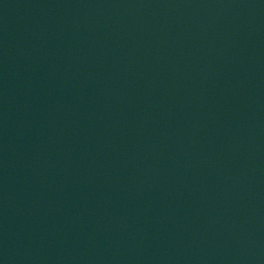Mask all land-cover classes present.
<instances>
[{
	"label": "water",
	"instance_id": "obj_1",
	"mask_svg": "<svg viewBox=\"0 0 264 264\" xmlns=\"http://www.w3.org/2000/svg\"><path fill=\"white\" fill-rule=\"evenodd\" d=\"M0 264H264V0H0Z\"/></svg>",
	"mask_w": 264,
	"mask_h": 264
}]
</instances>
